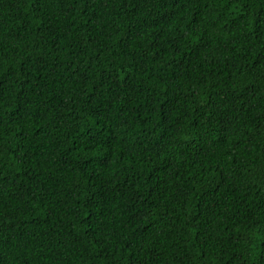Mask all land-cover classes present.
<instances>
[{"label": "trees", "instance_id": "1", "mask_svg": "<svg viewBox=\"0 0 264 264\" xmlns=\"http://www.w3.org/2000/svg\"><path fill=\"white\" fill-rule=\"evenodd\" d=\"M0 264H264V0H0Z\"/></svg>", "mask_w": 264, "mask_h": 264}]
</instances>
